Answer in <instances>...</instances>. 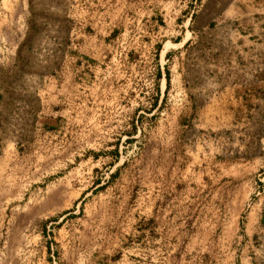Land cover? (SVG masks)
<instances>
[{
  "label": "rangeland",
  "instance_id": "rangeland-1",
  "mask_svg": "<svg viewBox=\"0 0 264 264\" xmlns=\"http://www.w3.org/2000/svg\"><path fill=\"white\" fill-rule=\"evenodd\" d=\"M253 1L199 48L201 0H0V264H264Z\"/></svg>",
  "mask_w": 264,
  "mask_h": 264
},
{
  "label": "crops",
  "instance_id": "crops-1",
  "mask_svg": "<svg viewBox=\"0 0 264 264\" xmlns=\"http://www.w3.org/2000/svg\"><path fill=\"white\" fill-rule=\"evenodd\" d=\"M240 0H201L199 8L190 15V25L186 28L190 34V39L184 42L194 44L199 48L203 47L208 41L216 44L221 40L223 34H231L228 40L229 46L251 45L253 36V12L246 10L243 12L238 8ZM254 2L253 0H241ZM264 3V0H258ZM264 18V9H260ZM236 22L233 25V22ZM244 21V23H243ZM243 25V26H242ZM264 26L260 31L264 36ZM180 42V41H178ZM264 44V40H262ZM247 48V47H245ZM183 52H178L180 56Z\"/></svg>",
  "mask_w": 264,
  "mask_h": 264
},
{
  "label": "trees",
  "instance_id": "trees-1",
  "mask_svg": "<svg viewBox=\"0 0 264 264\" xmlns=\"http://www.w3.org/2000/svg\"><path fill=\"white\" fill-rule=\"evenodd\" d=\"M159 75H160V74L158 73V76H159ZM164 78H165L166 83H167V74H165Z\"/></svg>",
  "mask_w": 264,
  "mask_h": 264
}]
</instances>
